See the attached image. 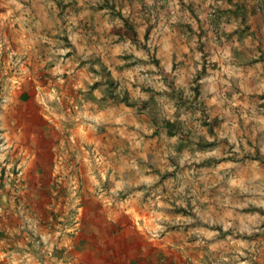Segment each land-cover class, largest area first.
Returning <instances> with one entry per match:
<instances>
[{"label": "clouds", "instance_id": "clouds-1", "mask_svg": "<svg viewBox=\"0 0 264 264\" xmlns=\"http://www.w3.org/2000/svg\"><path fill=\"white\" fill-rule=\"evenodd\" d=\"M3 7L10 11L0 27V168L22 162L21 175L9 171L5 184L15 193L11 181L19 184L32 163L19 113L44 112L49 134L63 142L56 179L68 189L71 214L45 228L22 201L26 223L0 239V264H72L82 201H103L133 234L134 216H151L155 228L144 238L185 257L179 264H264V0ZM114 50L135 67L122 66L125 78L110 85L120 65ZM167 123L175 125L171 137ZM103 129L112 132L107 142ZM57 236L69 241L61 255L53 254Z\"/></svg>", "mask_w": 264, "mask_h": 264}, {"label": "crops", "instance_id": "crops-1", "mask_svg": "<svg viewBox=\"0 0 264 264\" xmlns=\"http://www.w3.org/2000/svg\"><path fill=\"white\" fill-rule=\"evenodd\" d=\"M9 11L10 9L3 7V0H0V27H4L3 18ZM15 26L19 27V24ZM128 27L129 32H132V26L129 24ZM61 39L66 44L70 43L67 36L62 35ZM68 55H71V53H68ZM113 55L120 58V65L112 68L109 73L116 81L117 75L122 79L125 78L122 66H126L129 72L135 66L130 63L124 52L114 50ZM44 78L46 83H50L47 74ZM94 85L93 87L99 86L98 83ZM40 87V84L36 83L37 97ZM127 93L129 98L133 96L131 88L127 90ZM21 98L26 100L28 98L27 92ZM21 122L26 124L24 131L28 136L27 142L33 146L29 152V155L32 156V163L24 172L22 188L20 186V190L15 194L6 187V178L3 173H0V190H3V194H0V209H2L0 211V239L7 236L10 229L16 231L26 222L24 217L19 214L22 211L19 208L22 201L27 202L25 207L42 216L40 225L45 228L49 227L58 216L63 215L68 206L64 197V190L67 188L59 189L60 181L56 179L58 167L56 144H62L63 142L49 134L48 124L50 121L44 112L29 113L22 111L19 113V120H16L17 125ZM204 124L206 126L207 121ZM78 131L82 136H88L83 127ZM103 131L107 133L104 137V141L107 142L112 135L111 129H103ZM209 131L212 130L209 129ZM2 135L3 129H0V136ZM152 135H159V132ZM167 135L171 137L173 134L169 135L167 132ZM88 140L91 142L92 138L89 136ZM168 143L172 142L169 140ZM19 152L20 149L18 148L16 151L17 156ZM188 155L190 157L191 153H188ZM208 159L210 158L205 157V160ZM20 163L22 162L17 160L16 166ZM12 187L14 186L12 185ZM58 190L61 191V194H58ZM62 193L64 194L62 195ZM5 197H7V200ZM104 209L103 201L95 202L94 206L89 205L86 201L81 202L80 230L76 238L71 241L72 264H170L185 259L182 255L172 252L166 253L162 244L144 238L145 229L151 231L155 228L151 216H134L135 234H133L117 221L114 213ZM244 210L247 211L248 209ZM60 242L61 244L57 248L59 250L56 251L55 255H61L69 245V241L60 240ZM168 243L169 247L173 244L172 241ZM146 248L147 252H145ZM192 264H195L194 260Z\"/></svg>", "mask_w": 264, "mask_h": 264}, {"label": "rangeland", "instance_id": "rangeland-1", "mask_svg": "<svg viewBox=\"0 0 264 264\" xmlns=\"http://www.w3.org/2000/svg\"><path fill=\"white\" fill-rule=\"evenodd\" d=\"M3 142V141H2ZM21 184H22V180H21V183H20V186H21ZM59 186H60V184H59ZM62 188L63 187H60L59 189H61L62 190ZM20 189V188H19ZM19 191V190H18ZM65 191V195H64V197L66 198V196H67V193H68V189H66V190H64ZM58 192H59V190H58ZM61 192V191H60ZM59 192V193H60ZM61 194V193H60ZM64 193H62V195H63ZM19 197V196H18ZM15 198V197H14ZM67 200V199H66ZM67 203H68V206H67V208H66V212H64V214L63 215H60V216H58L52 223H51V225L52 224H56V225H62L63 223H64V220H65V213H68V214H71V210L69 209V201L67 200ZM19 208H20V210H22L21 209V207L19 206ZM80 210H81V206H80V208H78V209H76V215H75V219H76V221H77V223L79 224V227H80V223H79V217H80ZM24 223H26V222H24ZM70 235H71V233H70ZM57 241H59V243L57 244V243H53V254L55 255V253H56V251L57 250H59V249H57L58 248V246L61 244V242H60V237L59 236H57Z\"/></svg>", "mask_w": 264, "mask_h": 264}, {"label": "built area", "instance_id": "built-area-1", "mask_svg": "<svg viewBox=\"0 0 264 264\" xmlns=\"http://www.w3.org/2000/svg\"><path fill=\"white\" fill-rule=\"evenodd\" d=\"M0 143H3V142L0 141ZM9 171L12 172V176H13V177H19V176L21 175V172H20V169H19L18 166L14 167V168H11V169H9L7 166H4V167L0 168V173H3L4 176H5V178L7 177V173H8ZM11 182H12V185L14 186L13 188H16V189H17L16 192H18V190H20L19 188H20L21 180H19V184H17L16 179H13ZM16 192H15V193H16ZM15 193H14V194H15ZM179 262H180V261H177V262H175V263H170V264H179Z\"/></svg>", "mask_w": 264, "mask_h": 264}, {"label": "trees", "instance_id": "trees-1", "mask_svg": "<svg viewBox=\"0 0 264 264\" xmlns=\"http://www.w3.org/2000/svg\"><path fill=\"white\" fill-rule=\"evenodd\" d=\"M114 82H115V81L112 79L111 81H109V84L111 85V84H113ZM94 86H95V85H94ZM125 98H126V99H129L128 93H127V95H126ZM166 127L168 128V134H169V135L174 134L173 129L175 128V125H173V124H171V123H167V124H166Z\"/></svg>", "mask_w": 264, "mask_h": 264}]
</instances>
